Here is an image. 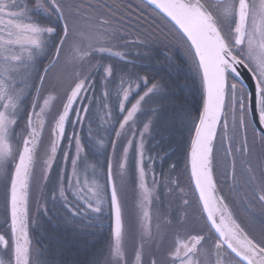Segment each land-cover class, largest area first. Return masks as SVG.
<instances>
[{
	"label": "snow or ice",
	"instance_id": "1",
	"mask_svg": "<svg viewBox=\"0 0 264 264\" xmlns=\"http://www.w3.org/2000/svg\"><path fill=\"white\" fill-rule=\"evenodd\" d=\"M140 4L142 11L154 14L152 31L159 28L163 39L171 37L184 50L201 92L199 114L189 129L186 163L200 204L199 228L173 213L175 238L164 258L151 264H264V160L258 157V165L251 164L247 135L251 125L255 142L264 148V0H140ZM94 12L87 0H27L23 4L0 0V186L8 226L7 232L0 233V264H33L28 231L31 185L37 168L41 180L51 183L49 176L54 165L59 167L61 152L64 168L56 175L50 198L54 205H61L64 222L74 225L84 219L98 220L106 213L110 216L108 243L91 264H143L144 244L152 239L151 209L159 197L154 161L148 157L145 162V142L154 122L141 117L156 115L157 109L145 113L144 106L163 97L166 86L147 76L118 73L112 64L102 62L105 57L125 59L112 43L124 37L110 18ZM40 16L54 18L56 25H42L34 19ZM160 21L165 27H160ZM152 39L160 40L155 35ZM41 57L50 58L42 69L37 68L43 64ZM58 67L68 79L67 86L58 81L44 95ZM97 108L107 112L109 136L114 133L115 137L110 139L106 183L100 182V168L82 155L85 145L77 131L87 122L88 142H93L91 137L98 132L93 133L91 118ZM103 139L98 147H104ZM217 151L224 158L218 164L230 158L229 170L221 174L233 181L237 154L240 157V175L246 176L252 193L248 203L261 210L259 216L249 212L251 231L237 222L218 192ZM130 175L139 189L140 247L134 258L125 246L129 230L123 188ZM183 204L189 200L185 198ZM47 211L45 207V215ZM173 219H167L165 226L172 227Z\"/></svg>",
	"mask_w": 264,
	"mask_h": 264
},
{
	"label": "trees",
	"instance_id": "2",
	"mask_svg": "<svg viewBox=\"0 0 264 264\" xmlns=\"http://www.w3.org/2000/svg\"><path fill=\"white\" fill-rule=\"evenodd\" d=\"M111 2L99 8L94 6L96 9L93 14L110 18L113 27L122 29L121 34L124 38H115L112 43L116 46L115 50L117 49L124 54L125 59L107 58L105 64H112L118 73L124 72L147 76L150 80L155 79L165 84L164 96L154 99L149 103V109H144L145 113H148L151 109L158 110L156 115H147L154 122L150 133V141L153 142V151L158 155L163 154V161L161 162L163 171L175 173L178 179L184 182V186H186L192 196L191 198L194 200L197 213H199L200 208L191 188L186 168L191 136L189 129L192 127L193 118L198 117L197 109L201 107L199 78L193 75L189 62L186 60L185 52L176 41L172 40L171 37L163 39L165 34L159 28L155 32L152 31L156 27L154 21L150 19L153 18L154 14L142 11L143 5L140 4L139 0H112ZM145 16H147V19H145ZM52 20L55 21L54 18ZM156 20H159V18L156 17ZM160 27H165L163 21H160ZM154 35L160 38L159 42L152 39ZM104 128L108 129V125ZM104 128H101L102 131L101 129L96 131L103 138L106 137L105 134L110 132V129L105 131ZM250 128L252 129L251 126ZM81 135V140L85 145L84 152L88 153L89 148L84 140V135L82 133ZM95 137L99 138L98 135H95ZM248 145L251 148L250 142ZM102 159L101 167L104 168L105 157ZM253 162L256 163L254 159ZM173 164L175 168H172ZM38 173H40L39 168ZM214 175L217 180V189L220 192L226 186L228 180L223 182L218 178L216 166ZM49 180L51 181V183H48L49 185L55 183L56 176L53 171L49 176ZM52 191L53 186L51 188L48 186L45 189V196L40 199L42 203V206L39 207L41 208L40 214H44V208L49 206L47 199L51 196L48 193ZM105 216L106 221L110 224L109 215L106 213ZM40 220L44 224L41 223V228L38 229L60 231L63 246L89 244L88 235L85 233L90 228L87 219L78 224L68 225L64 222L61 213L57 214L56 210L49 209L47 218L44 214L40 217Z\"/></svg>",
	"mask_w": 264,
	"mask_h": 264
},
{
	"label": "rangeland",
	"instance_id": "3",
	"mask_svg": "<svg viewBox=\"0 0 264 264\" xmlns=\"http://www.w3.org/2000/svg\"><path fill=\"white\" fill-rule=\"evenodd\" d=\"M112 0H87V2L93 4L94 6H98V8L101 6H105L106 3H110ZM113 3V2H111ZM96 9V8H95ZM94 15V14H93ZM153 21V18H150ZM53 21V20H52ZM56 23V21H54ZM45 26H48V23L46 22L45 24H43ZM59 30V28H58ZM115 41V40H114ZM117 50V49H116ZM119 51V50H117ZM41 59L43 60V64H38L37 68L42 69L43 66H46L49 64V59L50 58H43L41 57ZM107 61V57L104 58V60L102 61L103 63H106ZM68 72H71V69L67 70ZM60 82L64 87L67 86V82L68 79L65 76V73L63 71H61V69L58 67L55 72L53 73V75L49 78V83L46 84L45 88L43 89V94L47 95L49 94V92L52 91L51 89V84ZM58 92L61 93L62 95V90L60 88L57 89ZM34 94V93H33ZM138 98V97H137ZM134 102V100H133ZM149 105L147 104L144 106V109H149ZM130 107V105H128ZM111 107H113L115 109V104L113 103L111 105ZM107 112L105 110H101L99 108L95 109L93 111V115H92V131L93 133H97L96 131H100V129L107 127V123L105 122L106 116H107ZM142 120L146 121L149 118L146 116H142L141 117ZM85 127H83V129L77 128V131L79 132L80 136L82 137L81 133L84 135V140L89 148V152H83L82 155H86L89 158V163L90 164H96L98 168H100V182L101 183H106V176H107V162H108V158L112 156V149L110 146V139H114V133L111 134V136H109V134H105L106 137L103 139V145L104 147H98L97 146V142L100 141V135L98 134L99 138L92 136V143H89V132H88V124L87 122L84 125ZM101 126V127H99ZM142 126V125H141ZM251 126V125H250ZM248 129V141L250 140V137L253 135V130L250 128ZM118 127V125H117ZM21 128V126H20ZM99 128V129H98ZM101 129V131H102ZM105 129V128H104ZM109 129V128H108ZM69 131H71V129H69ZM249 134L251 135L249 137ZM103 134V136H105ZM150 137L146 140L145 142V162H148V157H151L152 160L154 161L152 163V169L154 170L155 173V177L158 181V185L156 188V195L159 197L158 200L154 201L153 207L151 209L152 212V217H153V221L157 220L158 216L160 215L161 217H163V219H159V221H157L156 223H154L152 225V231H153V236H157V240L159 241L160 247H163L165 244V242H162L161 239V235H164L166 232H173L175 230V227L170 228L165 226V222L167 219H171L172 214L175 213L177 216L184 218L189 225L191 226H195L197 227V229L199 228V225L195 222L192 221V219H190L189 215H200V210L199 213H197L198 211L196 210V206L194 203V200L191 198L192 196L190 195L188 189L186 188V186H184V182L180 179H178V176H176L175 173H169L168 171H163L162 166H161V162L163 161V154L158 155L155 151H153V142L150 141ZM253 137V136H252ZM44 143L47 144V132H45L44 135ZM241 139V137H237V140L239 141ZM109 140V141H108ZM108 144V146H107ZM66 143L64 145H62V148H66ZM217 148H220L219 143L217 144ZM252 157H251V164L256 167L258 165V157L261 160H264V148H257V147H252ZM41 153L43 152V148L40 149ZM73 153H74V145H73ZM72 153H70L71 155ZM105 157V166L104 168L101 167V162H102V158ZM214 166H216L217 168V173H218V178L221 179L223 182L226 180H228V183L226 184V186L223 187L222 185V191L220 190L219 194L222 195L225 198V202L227 203L230 211L232 212L233 216L234 213L237 212L238 208L235 209L234 208V202L233 200L235 199L236 201H238L241 203H244L246 200V204L248 202V199L252 198V195L250 193V191L247 189V186L245 184L246 181V176H241L243 177L242 180V185H243V189L240 188V181L237 182V178L235 179V181H233L231 179V177L225 178L224 175H222L221 173L224 171L229 170L230 168V158L229 160H224V162L222 164H218L217 162L221 161L223 158L222 153H220L219 151L214 152ZM240 159V157H239ZM256 161V163L253 162ZM58 161H59V167H57L56 165H54L53 167V173L55 174V176L57 175V173L59 172V170L61 168H64V163L62 160V152L58 155ZM130 163H132L133 167H134V159H132L130 157ZM241 163L238 162L237 163V176L239 177L240 174V170H241ZM68 171H70V162L67 168ZM116 167L114 164L113 167V174H116ZM215 172V170H214ZM91 174V168H89V175ZM41 174L38 173V168L36 169L35 172V178L32 181V185H31V191H30V197H29V225H28V231L29 234L31 235V232L33 230H42V229H38L41 228V220L40 217L44 214H40V210L41 208H39L40 206H42L41 203V197L45 196L44 195V191L45 189L48 188V186L51 188V186H53L54 188V184H48L45 183L44 181L41 180L40 178ZM152 177V173H149V181L151 180ZM189 177V176H188ZM56 181V180H55ZM169 181H174V183H169ZM190 181V180H189ZM232 181V182H231ZM230 182V183H229ZM237 183V184H236ZM236 186H235V185ZM191 185V184H190ZM246 187V188H245ZM233 189V190H232ZM49 190V189H48ZM232 190V191H231ZM123 192L125 194V198H126V225L128 227L129 230V235L128 238L126 240V249L128 251H130V256L132 258H134V252L136 249H138L140 247V241L139 238L137 236V231L139 228V224H138V216H137V204L139 201V189L137 187V185L133 182V177L130 175L124 188H123ZM194 193V192H193ZM240 193H243L240 195ZM52 194V192L48 193ZM243 199H241V198ZM187 198L189 200V204L188 205H184L183 204V200ZM196 198V197H195ZM46 202V201H45ZM49 202V203H47ZM47 204H49V206L47 207V210L49 209H54L57 211V214L61 213L62 214V210H61V205L59 203L57 204H53L51 201V198L49 197V199H47ZM107 207V206H105ZM44 208V206H43ZM245 208V206H243V209ZM235 210V211H234ZM59 211V213H58ZM252 211L254 212L257 216L260 215V209L259 208H251V206H249L248 211L246 213V217L252 219V217L249 215V212ZM44 212V210H43ZM2 215H6L5 211H4V194H3V188L2 186H0V217ZM96 215V214H93ZM188 215V216H187ZM47 218V215H46ZM49 218V217H48ZM249 219V220H250ZM246 220V221H242L239 222L241 223L245 228L249 229V231L252 230L251 227V223L252 220ZM44 223H42L43 225ZM96 224L97 228H95L96 230H102L103 225L105 226V224L103 223V220L98 219L96 220ZM157 225H159V228H157ZM197 225V226H196ZM256 225L257 227H259V223L258 221H256ZM163 230H168V231H163ZM163 231V232H161ZM170 233V234H171ZM166 235V234H165ZM164 235V236H165ZM30 240L31 237L29 236ZM163 240H165V238H163ZM159 244V243H158ZM31 245L35 246V243H31ZM128 247V248H127ZM170 247V246H169ZM168 245L165 248H162L157 255L160 256L162 254V251L166 253V251L168 250ZM153 257H155V255H153V239L151 240H147L144 244L143 247V264H151V261L153 260Z\"/></svg>",
	"mask_w": 264,
	"mask_h": 264
},
{
	"label": "flooded vegetation",
	"instance_id": "4",
	"mask_svg": "<svg viewBox=\"0 0 264 264\" xmlns=\"http://www.w3.org/2000/svg\"><path fill=\"white\" fill-rule=\"evenodd\" d=\"M20 3H26L27 0H19ZM34 19H39L40 23L43 25L46 22L48 23V26H54L56 25L55 22L52 20H49L43 16L40 17H34ZM23 127V121L21 122V128ZM21 128H17V131L19 132ZM251 135L249 134V137ZM253 136V137H252ZM251 136L250 142L252 147H257L261 148L259 144H257L254 140V135ZM258 139V138H257ZM238 141V140H237ZM240 162L239 155L237 154V163ZM107 177V176H106ZM237 178V182L240 181V188L243 187L242 185V178L239 174V177ZM237 184V183H236ZM235 185V184H234ZM236 186V185H235ZM246 188V187H245ZM243 189V188H242ZM247 189L250 191V189L247 187ZM233 190V189H232ZM231 190V191H232ZM251 193V191H250ZM243 193H240V195ZM252 195V193H251ZM241 198V197H239ZM243 199V198H241ZM251 200L250 198L248 201ZM244 203H240L239 199L236 201L235 199L233 200L234 202V208L237 209V212L234 213V217L237 219V221L242 222L249 220L250 218L246 217V213L249 208V203L246 200H244ZM243 206L245 208L243 209ZM257 208H259L257 206ZM235 211V210H234ZM188 216V215H187ZM110 217V216H109ZM161 216L159 215L158 218ZM190 219H192L193 222H197L199 215L194 214V215H189ZM153 221L152 218V225L159 221V219ZM103 220V225L102 230H96L97 226H92L89 228L88 231L85 233L88 235V245L84 246H63L61 244V236H60V231H51V230H33L31 232V243H35V246L31 245V260L33 264H40L41 261H47V264H91L92 260L94 257L103 249L106 248V245L109 240V226L108 222L106 221V216L103 215L100 220ZM173 219V218H171ZM7 216L2 215L0 217V233L7 232L8 226L6 224ZM252 220V219H250ZM249 220V221H250ZM154 222V223H153ZM111 223V220H110ZM89 224L92 225H98L96 224V220L89 221ZM197 226V225H196ZM175 227V220L173 219V228ZM198 227V226H197ZM172 227H169V229ZM249 230V229H248ZM163 231H168V230H163ZM161 231V232H163ZM171 232H166L164 235H161L162 242H165L166 245L163 247H160V242L156 241L157 236H153V231H152V239H153V259L156 260H162L164 258L165 252L162 251V254L160 256L157 255V253L162 249L165 248L167 245L168 247L171 246L172 241L175 238V230L170 234ZM74 234V233H73ZM165 238V240H163ZM159 243V244H158ZM210 244L212 243L211 241L209 242ZM128 248V247H127ZM127 250V249H126ZM127 253L130 258V251L127 250Z\"/></svg>",
	"mask_w": 264,
	"mask_h": 264
},
{
	"label": "water",
	"instance_id": "5",
	"mask_svg": "<svg viewBox=\"0 0 264 264\" xmlns=\"http://www.w3.org/2000/svg\"><path fill=\"white\" fill-rule=\"evenodd\" d=\"M139 1H140V0H139ZM245 84H246V86L249 85V80L247 79V76H246V78H245ZM248 90L251 91V88L249 87ZM189 147H190V146H189ZM187 155H188V154H187ZM187 170H188V176H189V180H190L191 188H192V190H193V184H192V182H191V178H190V170H189V169H187ZM193 192H194V191H193ZM194 195H195V197H196V199H197V201H198V195H197L196 193H194ZM198 204H199V202H198ZM199 206H200V204H199Z\"/></svg>",
	"mask_w": 264,
	"mask_h": 264
},
{
	"label": "bare ground",
	"instance_id": "6",
	"mask_svg": "<svg viewBox=\"0 0 264 264\" xmlns=\"http://www.w3.org/2000/svg\"><path fill=\"white\" fill-rule=\"evenodd\" d=\"M196 201H197V199H196ZM197 205H198V207L200 208V206H199V204H198V201H197Z\"/></svg>",
	"mask_w": 264,
	"mask_h": 264
}]
</instances>
